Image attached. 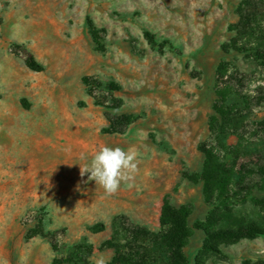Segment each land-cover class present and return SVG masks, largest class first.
<instances>
[{
  "label": "rangeland",
  "instance_id": "obj_1",
  "mask_svg": "<svg viewBox=\"0 0 264 264\" xmlns=\"http://www.w3.org/2000/svg\"><path fill=\"white\" fill-rule=\"evenodd\" d=\"M244 1L0 0V264H58L79 244L105 246L89 264H111L125 251L116 218L165 238V199L193 209L185 254L195 264L206 231L216 229L201 174L217 70L229 61L259 72L252 59L222 50ZM86 77L102 84L95 97ZM237 140L246 159L264 160V132ZM103 146L138 152L132 188L122 183L107 195L89 174L81 177L80 167ZM227 160L232 169L234 157ZM263 196L254 190L218 228H264ZM148 245L165 264L162 242ZM204 261L264 264V237Z\"/></svg>",
  "mask_w": 264,
  "mask_h": 264
},
{
  "label": "trees",
  "instance_id": "obj_2",
  "mask_svg": "<svg viewBox=\"0 0 264 264\" xmlns=\"http://www.w3.org/2000/svg\"><path fill=\"white\" fill-rule=\"evenodd\" d=\"M238 15L240 20L232 28L235 36L222 50L225 54L237 53L246 60L252 59L259 72H243L229 61L222 62L217 70L214 116L210 121V136L202 145L206 162L201 174L205 202L210 208L208 220L216 229L206 231V239L195 264H207L204 259L221 257L224 248L244 240L253 241L264 237V228L255 223L235 229L218 228L222 216L231 213L237 204L250 199L254 190L264 195V160L246 159L243 153L246 145L237 140H244L252 133L264 132V119H251L258 112H264V83L261 81L264 75V0H245L239 6ZM29 66L34 71H40L31 58ZM83 83L91 97H95L97 87L102 86L96 79L89 77L84 78ZM243 119L246 122L239 128L238 122ZM127 126L116 132L124 134ZM229 156L235 159L232 169L228 165ZM257 205L264 212V196L257 201ZM192 213L190 205L175 207L165 199L161 211V222L169 229L165 238L133 223L126 216L117 217L116 235L124 233L125 251L116 256L111 264H159L157 253L148 245L158 244L159 241L167 250L165 264H190L185 249L193 238L189 226ZM104 249L105 246L97 249L93 245L79 244L70 248L66 256H61L58 264H89L95 252ZM54 250L58 252L55 247Z\"/></svg>",
  "mask_w": 264,
  "mask_h": 264
},
{
  "label": "clouds",
  "instance_id": "obj_3",
  "mask_svg": "<svg viewBox=\"0 0 264 264\" xmlns=\"http://www.w3.org/2000/svg\"><path fill=\"white\" fill-rule=\"evenodd\" d=\"M138 155L134 148L124 150L120 147L103 146L90 163L80 167V175L83 177L86 173L89 174V181H95L107 195H113L122 183L129 189L134 186V177L140 163ZM84 158L82 155L81 159Z\"/></svg>",
  "mask_w": 264,
  "mask_h": 264
},
{
  "label": "bare ground",
  "instance_id": "obj_4",
  "mask_svg": "<svg viewBox=\"0 0 264 264\" xmlns=\"http://www.w3.org/2000/svg\"><path fill=\"white\" fill-rule=\"evenodd\" d=\"M18 129H20V128H17V130H18ZM20 133H21V134H22V133H25V131H24L23 129H20ZM88 148H90V149H88V150L86 151L87 154L92 152V148H91L90 146H88Z\"/></svg>",
  "mask_w": 264,
  "mask_h": 264
}]
</instances>
